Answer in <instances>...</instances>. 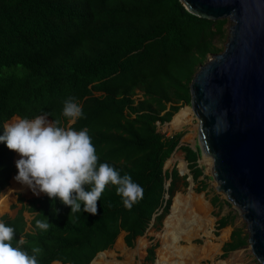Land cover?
<instances>
[{
  "label": "trees",
  "instance_id": "trees-1",
  "mask_svg": "<svg viewBox=\"0 0 264 264\" xmlns=\"http://www.w3.org/2000/svg\"><path fill=\"white\" fill-rule=\"evenodd\" d=\"M227 24L193 15L179 0H0V135L14 117L44 114L63 127L87 128L98 163L130 175L143 188L142 199L129 210L109 184L96 215L81 205L70 216V207L46 195L28 200L15 218H0L15 229L14 246L22 237L30 254L40 247L38 264H90L121 233L132 247L152 220H162L179 179L176 168L164 167L183 134L168 137L157 124L170 122L180 105L190 104L193 76L209 56L223 51L214 41L225 35ZM69 97L83 115L68 126L62 110ZM178 149L197 181L199 151ZM13 159L14 152L0 143V193L17 173ZM18 202L25 200L19 196ZM24 211L31 214L29 222ZM45 218L53 225L47 231L36 227ZM228 224L223 217L218 227ZM244 245L240 232H233L223 250Z\"/></svg>",
  "mask_w": 264,
  "mask_h": 264
},
{
  "label": "water",
  "instance_id": "water-1",
  "mask_svg": "<svg viewBox=\"0 0 264 264\" xmlns=\"http://www.w3.org/2000/svg\"><path fill=\"white\" fill-rule=\"evenodd\" d=\"M179 1L197 17L229 22L223 51L189 85L195 149L211 158L216 191L240 212L250 251L264 264V0Z\"/></svg>",
  "mask_w": 264,
  "mask_h": 264
},
{
  "label": "clouds",
  "instance_id": "clouds-1",
  "mask_svg": "<svg viewBox=\"0 0 264 264\" xmlns=\"http://www.w3.org/2000/svg\"><path fill=\"white\" fill-rule=\"evenodd\" d=\"M82 115V108L74 98L64 101L62 116L70 124ZM0 143L20 157L14 180L36 196L44 194L50 200L59 199L71 208L70 216L80 212L81 205L84 212L96 215L97 202L109 184L116 186V194L126 209L130 210L143 197V188L130 175L121 176L108 163H98L87 128L76 131L63 127L59 119L50 120L47 114L33 119L14 118L4 125ZM86 185L89 191H85ZM36 227L47 231L53 225L45 218L37 220ZM14 237L15 229L0 221V264H38L42 249L34 246L30 254L22 248L25 243L22 237L13 245Z\"/></svg>",
  "mask_w": 264,
  "mask_h": 264
},
{
  "label": "rangeland",
  "instance_id": "rangeland-1",
  "mask_svg": "<svg viewBox=\"0 0 264 264\" xmlns=\"http://www.w3.org/2000/svg\"><path fill=\"white\" fill-rule=\"evenodd\" d=\"M228 28H229V22L226 26L225 35L223 37L217 36L215 38L214 44L218 49H224L227 40H228ZM212 56H209L208 59H210ZM138 97V96H137ZM185 108H190V105H180V110L173 115L170 122H166L164 124H157L158 125V131L166 135L168 137L182 133L183 136L180 139V146H189L193 151H197L195 149L196 143H197V131H198V120L195 118L193 113L190 116V123L184 125L179 130H171L170 123L174 119V117ZM71 125L70 123L68 126ZM178 147V148H179ZM175 158V161H172V159ZM204 156H200L197 160V165L200 169H202V176L197 180L194 181L193 177L191 175V172L188 167V162L185 159V155L177 149L171 156V158L165 163V169L167 171H172L173 168H176L179 179L175 183V188L172 195L173 197L177 193H182L183 195H187L192 189L195 195L204 196L206 201L208 202L210 206V216L214 220V230L213 235L216 238H219L221 234L224 233L225 238L220 242L217 241V239H214L215 244H220V251L215 256V263L220 262L222 260H230L231 264H259L258 261L255 259L253 254L250 251V246L248 243V231H247V225L245 221L242 219V216L240 212L231 205L225 195L222 193H219L216 191L217 183L212 179L211 177V171L208 172L207 163L210 161L212 163V160H205ZM18 160V155L14 152V159L13 163L16 167V161ZM205 162V164L203 163ZM181 163L185 164V172L181 173L180 169ZM209 165V164H208ZM17 175L14 174L12 179L9 182V186L3 190V192L0 193V202L3 201L2 204H0V218L4 215H7L10 219L15 218L17 212L25 205H27V201L31 200L33 198H39L42 197L44 194H40L39 196L34 195L33 193L30 194H24L22 192H12V188L10 185H12V182L15 181L14 177ZM169 183V181H168ZM167 183V184H168ZM203 184V185H202ZM20 191V190H19ZM22 197L25 202L23 204L18 202V197ZM167 196V195H166ZM215 199H218L215 202ZM171 200V203H172ZM171 206V205H170ZM170 208L166 215L162 218V220L159 223H155L154 221L150 223L149 228L146 230L145 234L141 237H138L134 240L133 246L128 247L124 242V233H121L113 247L110 249L103 251L104 253H108L107 259L111 262H119V263H125L126 264H155L156 262V252L160 248V242H159V235L162 233L163 230V224L165 219L167 218V215L169 214ZM25 218L27 220L30 219V214L25 212ZM227 217L229 220V224L220 229L218 227V222L221 218ZM233 232H240V237L245 240V245L242 246L239 249H236L234 251H229L226 254L224 253L223 247L231 242V235ZM228 237H227V236ZM143 239L146 242L145 247L141 250V256L138 255H132V252L137 247V242ZM119 240L122 242V249H119L118 244ZM199 241V242H197ZM197 245H201L203 243V240L201 238L196 239L194 241ZM102 252V253H103ZM124 252V253H123ZM150 253H152V256H150ZM132 257V258H131ZM98 259V256L95 258V260ZM205 263H211L210 261H207Z\"/></svg>",
  "mask_w": 264,
  "mask_h": 264
},
{
  "label": "bare ground",
  "instance_id": "bare-ground-1",
  "mask_svg": "<svg viewBox=\"0 0 264 264\" xmlns=\"http://www.w3.org/2000/svg\"><path fill=\"white\" fill-rule=\"evenodd\" d=\"M192 113L191 108L182 109L170 123L171 130H179L190 123ZM13 120L14 118L8 123ZM204 158H206L205 160L211 159L207 156ZM172 161H175V158ZM205 162L207 163V161ZM205 162L203 161L204 164ZM179 166L181 167L180 172L184 173L185 164L181 163ZM207 167L211 169L210 161L207 163ZM10 186L12 192L32 193L30 189L16 181H13ZM188 192L187 195L177 193L173 197L169 214L164 221L162 233L159 235L160 248L156 252L155 264H209L205 263L207 261H210V264H231L229 259L215 263V256L219 253L221 246L215 244L214 239L221 242L225 235L223 233L219 238L213 235L214 220L210 216V206L204 196L195 195L192 189ZM2 203L3 201L0 202V204ZM198 238L203 240L201 245L194 242ZM119 241L118 247L122 249V242ZM145 245L146 242L140 239L132 255L141 256V250ZM107 255L108 253L104 252L99 254L98 259L94 260L92 264H122L109 261Z\"/></svg>",
  "mask_w": 264,
  "mask_h": 264
},
{
  "label": "crops",
  "instance_id": "crops-1",
  "mask_svg": "<svg viewBox=\"0 0 264 264\" xmlns=\"http://www.w3.org/2000/svg\"><path fill=\"white\" fill-rule=\"evenodd\" d=\"M24 213H25V211L23 212V216L25 217V214H24ZM30 219H31V217H30ZM55 263H56V262H55Z\"/></svg>",
  "mask_w": 264,
  "mask_h": 264
}]
</instances>
